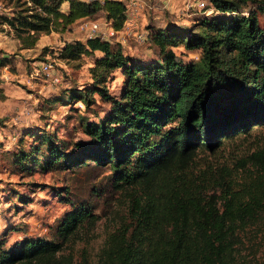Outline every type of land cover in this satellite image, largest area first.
<instances>
[{"label":"trees","instance_id":"1","mask_svg":"<svg viewBox=\"0 0 264 264\" xmlns=\"http://www.w3.org/2000/svg\"><path fill=\"white\" fill-rule=\"evenodd\" d=\"M204 1L209 11L197 6L201 15L188 27L147 26L150 56L98 36L64 42L59 58L73 68L91 57V82L78 88L70 81L51 101L89 108L96 94L107 110L97 120L83 118L89 140L73 156L53 132L27 150L19 143L4 150L11 170L30 169L45 156L46 167L88 158L114 171L127 216L107 232L94 264H264L256 237L264 214V148L232 164L210 161L225 142L264 128V24L256 16L264 15V0ZM127 2L13 0L0 24L29 49L41 35L68 31L81 18H103L121 31ZM180 45L196 51L197 60L176 53ZM8 59L0 54V67ZM118 71L121 88L112 93L107 81ZM3 121L0 116V126ZM35 127L20 131L34 135ZM99 219L83 203L62 216L54 240L8 242V227L0 234V264H80L70 250L88 241ZM250 229L256 235L247 236Z\"/></svg>","mask_w":264,"mask_h":264},{"label":"rangeland","instance_id":"2","mask_svg":"<svg viewBox=\"0 0 264 264\" xmlns=\"http://www.w3.org/2000/svg\"><path fill=\"white\" fill-rule=\"evenodd\" d=\"M12 1L0 0V14L10 15ZM144 1L147 9L139 20V28L143 31L147 26L158 28L172 22L188 27L201 15L196 2L202 0ZM256 16L264 24L262 12L258 11ZM74 25L63 33L41 35L34 47L21 49L13 30L8 25L0 24V54H6L10 60L0 67V116L4 117L0 126V234L9 227L13 231L8 233V242L23 236H44L54 240L57 238L55 229L62 216L84 203L100 219L88 241H77L70 252L75 263L94 264L107 232L127 216L126 200L113 186L114 171L109 165L82 159L81 155L78 157L85 162L74 165H64L60 160L46 167L43 164L45 156H41L40 163H31L30 169L11 170L8 156L4 154V150L18 143L27 150L29 146L37 144V137L42 133L53 132L57 137L56 143L61 141L60 144L73 156L80 153L81 146L89 140L83 130V118L94 121L97 120V113L103 114L107 110L108 105L96 94V101L89 108L79 102L68 104L51 101L55 92L64 94L69 90L65 88L68 84L82 88L91 82L88 71L91 57L83 56L82 65L77 68L59 58L64 42L84 39L83 33L76 30ZM113 41L116 42V39L113 38ZM126 41L119 44L130 54L143 57L153 52V45L148 39L138 43L133 37L126 36ZM173 49L182 54L184 60L198 58L196 51H186L182 45ZM44 61L51 64L50 71L42 70ZM107 84L110 92L118 93L122 84L120 72H115ZM31 124L36 126V134L27 135L20 131ZM90 145L95 148L94 144ZM261 148H264V128L225 142L210 156V161L232 164L252 150ZM260 221L263 222L262 229L256 237H261L258 257L263 261L264 214ZM251 229L247 236L256 235Z\"/></svg>","mask_w":264,"mask_h":264},{"label":"built area","instance_id":"3","mask_svg":"<svg viewBox=\"0 0 264 264\" xmlns=\"http://www.w3.org/2000/svg\"><path fill=\"white\" fill-rule=\"evenodd\" d=\"M144 2V0H128L126 6V22L121 31L114 30L111 26V23L103 18H81L74 23V26L76 30L83 33L84 38L95 36H98L100 39L115 38L121 44H125L127 42L126 36H131L138 43H144L146 38V31H143L139 28V20L144 14L145 9H147V4ZM197 6L205 7L207 11H209L207 3L204 0L198 1ZM50 69L51 64L44 61L42 63V70L49 71Z\"/></svg>","mask_w":264,"mask_h":264}]
</instances>
